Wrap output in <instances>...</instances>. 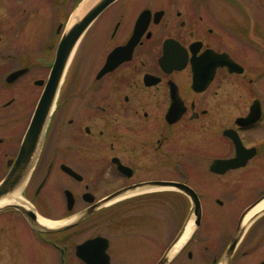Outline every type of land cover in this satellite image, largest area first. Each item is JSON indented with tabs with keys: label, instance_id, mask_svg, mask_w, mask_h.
Listing matches in <instances>:
<instances>
[{
	"label": "flooded vegetation",
	"instance_id": "af4514ba",
	"mask_svg": "<svg viewBox=\"0 0 264 264\" xmlns=\"http://www.w3.org/2000/svg\"><path fill=\"white\" fill-rule=\"evenodd\" d=\"M2 1L0 184L61 27L42 37L37 0ZM35 156L0 197L28 212L0 209V264H155L148 206L171 207L174 238L196 202L168 264H264V190L248 197L264 177V0H113L76 45Z\"/></svg>",
	"mask_w": 264,
	"mask_h": 264
},
{
	"label": "water",
	"instance_id": "95a60500",
	"mask_svg": "<svg viewBox=\"0 0 264 264\" xmlns=\"http://www.w3.org/2000/svg\"><path fill=\"white\" fill-rule=\"evenodd\" d=\"M112 1L113 0H95L93 3H91V5L88 8L85 9V11L72 25H70L68 28L62 31L60 39L56 46L55 57L51 64L50 73L44 85V91L40 97V100L34 110L28 128L25 132L21 144L19 156L15 164L13 165L10 173L6 177V179L0 184V197L7 193H12V191H14L15 187H12L11 181L16 175H18L19 183L22 180H23L22 182L25 183L28 174L32 170L31 160H33V158L36 157L35 155H37V152L39 150V146L41 144L45 132V128L47 126L48 119L54 105L55 95L57 89L60 88L64 71L67 67L70 57L72 56L73 51L78 41L80 40L82 34L84 33L85 29L99 15V13L102 12L104 8H106ZM59 28L60 27H58V31ZM38 82L41 84V81ZM247 118H250V115ZM237 157L240 159L239 152L237 154ZM237 157L234 159L221 162L222 166L226 168L229 166L239 165L241 162L238 161L239 159ZM22 182L18 185L19 188L22 186ZM168 183L170 182H159V184H164V186ZM170 184H174V185L176 184L177 186H182L185 188L186 191L192 194L191 192L192 190L186 186L177 183H170ZM192 199L194 200L195 196L192 195ZM11 206L21 209L26 214L28 213L20 205H12L10 201L8 203L1 204L0 209ZM194 216L196 217L193 218ZM199 219H200V208L198 206V203L196 202L195 204L192 205L190 215L185 222V226H186V224L189 221H191V230L188 236L182 241V243L180 244L179 247H177V249L171 251L175 243L182 236L185 230V226H184L175 235V237L173 238L167 249L163 252L161 257L155 262V264H168L170 262L171 258L178 251V249L181 246H183L185 242L189 239V237L191 236L194 230V227L198 225Z\"/></svg>",
	"mask_w": 264,
	"mask_h": 264
},
{
	"label": "rangeland",
	"instance_id": "374dc122",
	"mask_svg": "<svg viewBox=\"0 0 264 264\" xmlns=\"http://www.w3.org/2000/svg\"><path fill=\"white\" fill-rule=\"evenodd\" d=\"M32 1L33 0H24L23 5H32L34 4ZM75 4L76 0H37L34 4L36 5V21L40 23L42 37L44 36L43 34L46 35L49 33L50 30L54 32V29L58 25H61L60 32L54 33V37H52L55 39V42H57L60 39L61 32L68 28L69 17L74 11L73 8ZM0 5H3L2 0H0ZM51 60L52 57L48 58L45 63H51ZM261 190H264V177L259 179L258 182L249 189L248 197L250 198L256 195ZM165 193L166 192H164V196ZM148 208L152 209L150 220L152 233V261L154 263L160 257L163 249L169 245L180 223L172 216L173 212H169L171 207L167 204L164 206H148ZM120 229L125 230L127 228L121 227Z\"/></svg>",
	"mask_w": 264,
	"mask_h": 264
},
{
	"label": "bare ground",
	"instance_id": "6f19581e",
	"mask_svg": "<svg viewBox=\"0 0 264 264\" xmlns=\"http://www.w3.org/2000/svg\"><path fill=\"white\" fill-rule=\"evenodd\" d=\"M95 0H82L78 5L77 7L75 8V10L72 12V14L70 15L69 17V22H68V27L70 25H72L79 17L80 15L85 11L86 8H88L91 3H93ZM8 200L7 199H4V200H1L0 201V204L1 203H5L7 202ZM264 202L261 203V205H263ZM47 223H50V222H47ZM191 230V221H189L186 226H185V230L182 234V236L180 237V239L175 243V245L173 246V250L177 249V247L180 246V244L182 243V241L188 236L189 232Z\"/></svg>",
	"mask_w": 264,
	"mask_h": 264
}]
</instances>
